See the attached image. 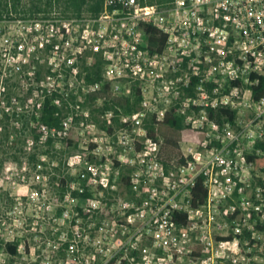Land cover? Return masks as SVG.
Returning <instances> with one entry per match:
<instances>
[{
    "label": "built area",
    "instance_id": "1",
    "mask_svg": "<svg viewBox=\"0 0 264 264\" xmlns=\"http://www.w3.org/2000/svg\"><path fill=\"white\" fill-rule=\"evenodd\" d=\"M144 1L104 0L97 17L31 25L53 62L35 85L42 94L30 125L47 96L62 114L59 128L41 124L38 142L69 140L77 123L85 138L66 160L52 215L54 231H65L46 260L31 264H260L264 90L254 92L264 80V0ZM149 27L163 45L152 44ZM88 55L103 61L95 83L82 73ZM103 90L131 108L112 102L102 127L87 99ZM171 113L202 136L168 155L148 123L160 126ZM45 161L34 163L36 183L47 179Z\"/></svg>",
    "mask_w": 264,
    "mask_h": 264
},
{
    "label": "rangeland",
    "instance_id": "2",
    "mask_svg": "<svg viewBox=\"0 0 264 264\" xmlns=\"http://www.w3.org/2000/svg\"><path fill=\"white\" fill-rule=\"evenodd\" d=\"M82 17L92 16L84 13ZM74 18L81 17H68L61 10L54 9L49 14L30 16L21 13L13 14L10 19L0 20V76L9 75L10 78L5 91L0 84V264H31L34 260H46L51 254L53 243L59 241L58 238L64 230L61 226L62 231H54L59 225L53 223L52 215L60 213L56 202H59L63 195L61 180L69 178L66 160L77 152L79 144L85 139L84 128L80 123L73 126L69 137L72 144L67 143L68 139H55L45 145L39 143L36 137L42 135L41 124L36 120L30 125L29 114L42 93L35 85L31 89L24 75H18L15 70L32 54H38L45 61L53 62L51 52L38 46L39 41L32 30L36 20ZM41 32L46 35V26L41 28ZM84 59L86 60V57ZM91 60L87 58L88 64ZM81 68L83 76H86L82 64ZM47 77L48 75L44 80ZM92 96L87 99V105L90 107L93 121L102 127L104 124L100 116L105 107L109 108L112 102L126 105L122 97L114 96L108 90L95 94V100H92ZM148 124L163 138L165 153L168 155L175 153L179 142L186 141L181 139V136L170 134L171 130L164 124L157 127ZM7 135H10L9 144ZM35 154L38 158L46 157L47 179L44 183H36L32 179L34 162L31 161V155ZM25 166L27 171L24 170ZM43 188L47 190L45 193L33 195ZM49 206H52V209ZM5 242H17L18 255L7 253ZM260 264H264V259Z\"/></svg>",
    "mask_w": 264,
    "mask_h": 264
},
{
    "label": "trees",
    "instance_id": "3",
    "mask_svg": "<svg viewBox=\"0 0 264 264\" xmlns=\"http://www.w3.org/2000/svg\"><path fill=\"white\" fill-rule=\"evenodd\" d=\"M173 0H145L144 4L158 5L160 7H169ZM103 3L104 0H0V20H3L5 17L13 18L14 15L19 14H28L30 16L45 13L49 14L54 11V9L61 10L63 14L68 15V17H82L84 13L91 15L92 17H97L103 12ZM148 32L151 34L152 44L157 43L158 41L163 45V38L157 39V31L149 27ZM91 56L88 55L86 60L82 61L83 69L86 72V79L89 83H95L102 79L103 74V61L101 57L95 55L92 59V62L88 64L87 58ZM50 73L48 68L47 61L40 62L36 58V54H32L28 57L27 61L21 64V71L18 75H24L28 80V84L31 89L33 85H38L41 81ZM32 74V75H30ZM9 75L0 76V84L4 87L9 86ZM27 84V83H26ZM1 88V86H0ZM107 88V87H106ZM264 90V80H262L259 87L255 89V98L259 97V93ZM137 94L135 90L134 95ZM136 102L139 100L138 95L135 96ZM96 96H92V100H95ZM130 99H126V106H129ZM105 108H108L105 107ZM60 109L53 103V99L47 96L43 102V109L39 117V123L46 125L50 128L57 127L59 128L62 122V114L59 113ZM59 113V114H58ZM34 117V116H33ZM35 119V118H34ZM164 125L168 126L171 130L170 134L175 136H181V139L186 141H198L201 139V133L191 130L186 127L183 120L175 116L173 113L169 114L168 118L164 122ZM167 129V128H166ZM150 131L153 132V128H150ZM10 135H7V142L9 144ZM39 139V136L36 137ZM72 140L68 141V144H72ZM264 149V144L261 145ZM37 155H31V161L37 162ZM257 165L259 167L264 166V155L257 160ZM18 243L17 242H5V251L10 255L18 254Z\"/></svg>",
    "mask_w": 264,
    "mask_h": 264
}]
</instances>
